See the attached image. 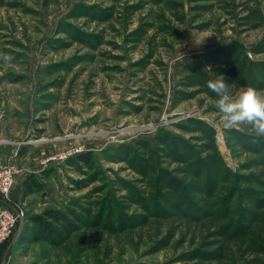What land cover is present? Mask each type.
Returning a JSON list of instances; mask_svg holds the SVG:
<instances>
[{
    "label": "rangeland",
    "instance_id": "1",
    "mask_svg": "<svg viewBox=\"0 0 264 264\" xmlns=\"http://www.w3.org/2000/svg\"><path fill=\"white\" fill-rule=\"evenodd\" d=\"M233 40L264 61V0H0V111L18 135L34 107L14 163L17 177L37 165L41 183L23 187L0 264H264V138L224 129L218 98L184 68ZM228 60L201 62L235 95L250 84ZM88 151L92 167L77 159Z\"/></svg>",
    "mask_w": 264,
    "mask_h": 264
},
{
    "label": "trees",
    "instance_id": "2",
    "mask_svg": "<svg viewBox=\"0 0 264 264\" xmlns=\"http://www.w3.org/2000/svg\"><path fill=\"white\" fill-rule=\"evenodd\" d=\"M215 54H223L224 57H227L229 59L228 61L232 65V70L230 71V73L235 77L236 81H239L240 83L244 85L250 84V85H253L254 87H262L264 85L261 82L258 83L256 77L253 75V73L255 72L257 75L264 77V61L250 60L246 56L244 46L241 42L233 40L222 46L212 49L211 51L206 52L203 55H200V57L203 58L204 60L209 61V60H212V57ZM186 68L195 72V76H199L198 80H200L205 85L206 90H208L211 95L217 97L216 94L207 87V81L210 79H213L211 75H209L207 70L195 67L193 65H188L186 66ZM194 79H196V77H194ZM194 122L198 124V127H202V128L206 127V125L199 120H194ZM204 130L206 131L207 129L204 128ZM172 139H174L173 135L167 131L164 132L163 134H161V131H159L154 136V140L157 142V144L169 145V142ZM142 143L145 145L144 147L151 148L150 143L148 141H138L137 144H142ZM184 144L185 145L182 146V149L184 151L191 150L190 147L186 143ZM128 146L130 149L131 146L130 145ZM176 151H179L178 148H176ZM184 151H179V153L184 152ZM194 158L196 159V157ZM77 159L81 160L82 162H84L86 165H89L90 167L93 166L91 151L80 153L79 155H77ZM197 165L199 166V164ZM47 172L48 171L46 169H43L40 171L41 174H47ZM24 188H25L26 193L34 192L36 190L41 189V183L38 181L37 176L35 174L29 175V177L25 180ZM44 215L47 216V218H51L55 220L59 224L61 223L60 219L62 218V216L58 212H55L53 210H47ZM30 219L41 230H45L47 232L55 231L54 225L53 224L51 225V223L46 221V218H44V216L42 215H33L31 216Z\"/></svg>",
    "mask_w": 264,
    "mask_h": 264
},
{
    "label": "clouds",
    "instance_id": "3",
    "mask_svg": "<svg viewBox=\"0 0 264 264\" xmlns=\"http://www.w3.org/2000/svg\"><path fill=\"white\" fill-rule=\"evenodd\" d=\"M4 59L10 61L13 57L5 54ZM207 87L218 97L215 106L224 129L247 125L254 137L264 138V90L248 85L233 95L223 76L208 80Z\"/></svg>",
    "mask_w": 264,
    "mask_h": 264
},
{
    "label": "crops",
    "instance_id": "4",
    "mask_svg": "<svg viewBox=\"0 0 264 264\" xmlns=\"http://www.w3.org/2000/svg\"><path fill=\"white\" fill-rule=\"evenodd\" d=\"M228 43V42H227ZM212 49H209L207 52L211 51ZM198 52V53H197ZM205 52V51H204ZM203 51H197L195 49L194 53H191V55L195 54L194 57L188 60V62L184 65V68L188 65H193L198 68H202L207 70L208 68L203 65L202 58L199 56V54L204 53ZM4 107H2V110L0 111V139L3 141H7L9 143H12V145L9 147L7 151L4 150L2 145L0 144V157L4 158L6 157L8 161L12 162H20V159L22 158V155L26 153L28 149H24L25 147H21V144H31L32 140H25L24 138L21 139L22 135H28L30 132H32V113H33V108L34 107H26L27 113H28V118L26 120L25 126H24V131L19 132L18 135H14V133H11L7 128H6V116L4 114ZM21 136V137H20ZM25 140V141H24ZM26 146V145H25ZM4 156V157H3ZM34 163H29V164H23V172L15 179L14 185L11 189L9 199L7 204L10 206V208L17 210L20 209V200L22 198V190L24 187V182L28 178L27 176L29 175L30 172H34L35 168H37V165H33ZM42 170V168H38L37 171ZM2 204V201L0 199V205Z\"/></svg>",
    "mask_w": 264,
    "mask_h": 264
},
{
    "label": "built area",
    "instance_id": "5",
    "mask_svg": "<svg viewBox=\"0 0 264 264\" xmlns=\"http://www.w3.org/2000/svg\"><path fill=\"white\" fill-rule=\"evenodd\" d=\"M249 55H251L250 52ZM48 161L49 159L44 160L43 164L46 165ZM20 172L21 170L16 163L3 162L0 158V199L2 201H8L15 179ZM23 216L22 209L14 210L9 206L0 205V244L11 239Z\"/></svg>",
    "mask_w": 264,
    "mask_h": 264
}]
</instances>
